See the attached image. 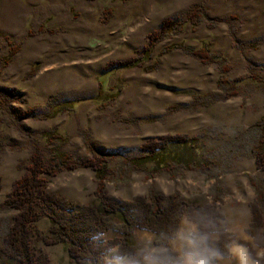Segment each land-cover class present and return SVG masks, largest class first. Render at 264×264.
<instances>
[{
    "label": "rangeland",
    "instance_id": "rangeland-1",
    "mask_svg": "<svg viewBox=\"0 0 264 264\" xmlns=\"http://www.w3.org/2000/svg\"><path fill=\"white\" fill-rule=\"evenodd\" d=\"M199 6L204 10L201 24L188 23L183 33L162 41L145 67L107 71L112 62L138 56L165 19L186 20ZM15 7L26 24L12 29L8 12ZM6 38L20 46L8 66ZM206 41L232 66L226 74L230 82L246 79L237 96L212 103L209 96H225L219 66L203 64L181 48L166 52L182 44L197 49ZM155 63L156 69L148 71ZM252 70L264 77V0H0V136L5 138L0 144V204L31 164L30 139L43 144L41 131L62 133L67 152L85 160L95 153L136 156L149 140L195 135L214 126L230 132L206 149L221 158L213 173L225 194L217 206L227 215L250 208L255 198L250 178L264 182L250 151L255 132L246 134L264 118V88L249 78ZM114 87L120 89L118 97L103 101ZM195 96L208 100L200 103ZM52 98L81 102L74 111L42 119ZM30 108L38 109L37 117L16 120L10 115V110ZM119 166V161L112 163L113 169ZM48 189L80 210L96 200L95 172L91 167L62 172L50 179ZM106 192L117 201L155 192L205 205L213 202L218 188L215 179L193 171H142L131 177L116 175ZM13 217L0 208V236L12 226ZM39 226L49 234V219ZM35 247L52 264H71L65 245L38 241Z\"/></svg>",
    "mask_w": 264,
    "mask_h": 264
},
{
    "label": "trees",
    "instance_id": "trees-1",
    "mask_svg": "<svg viewBox=\"0 0 264 264\" xmlns=\"http://www.w3.org/2000/svg\"><path fill=\"white\" fill-rule=\"evenodd\" d=\"M203 18L204 10L199 6L189 13L186 20L173 17L165 19L162 27L150 34L148 44L138 56L112 62L107 66V71L145 67L153 59L155 49L162 41L183 33L188 23L193 27L199 26ZM44 30L42 28L40 32ZM6 39L9 44V54L5 57L4 65L8 66L19 53L20 46L9 38ZM177 48L199 58L203 64L216 63L219 66L222 76L219 85L225 91V96L220 94L209 96L214 99L211 100L212 103L239 94V86L246 79L230 82L226 78L232 66L224 56L213 53L212 43L206 41L197 49L188 48L183 44L173 45L168 47L166 52ZM156 67L155 63L148 66L147 70L154 71ZM249 78L264 88V77L252 70ZM100 86V92L103 94L104 86L102 84ZM119 91L118 88H111L105 94L103 101L116 99ZM197 100L204 103L203 101L208 98L195 96V101ZM80 102L81 100L55 102L52 98L40 117L54 119L62 113L76 110ZM2 106L3 101L0 103V107ZM10 115L16 120L20 117H37L38 109L30 108L25 112L13 109L10 110ZM253 132L255 136L250 144V151L256 159L257 169L264 172V118L247 130L246 134ZM229 133L224 127L210 126L195 135H166L159 140H149L140 147V152L136 156L95 153L91 159L79 160L67 152V140L62 133L57 130L41 131L39 134L43 144L30 139L31 164L24 176L13 184L8 198L0 204L1 210L14 213L12 226L0 236V264H52L43 254L36 252L35 243L38 241H43L47 245L67 246L70 263L83 264L80 258L91 254L88 237L95 228L104 227L111 222H119L128 231L142 223L164 227L171 223L181 210L212 205L218 208L217 203L220 202L225 191L219 190L221 183L219 175L213 172L215 167L220 165L221 158L217 154L213 156L212 152L208 153L206 149L212 142L223 140ZM3 139L5 140L0 136V144ZM115 161L120 163L117 169L112 168V163ZM151 166L153 168H150ZM86 167H91L95 172L97 190L94 202L84 205L79 210L74 202L49 191L51 178L65 171ZM182 170L206 174L209 178L215 179L218 194L213 197L212 203L205 205L186 203L178 194L164 196L155 192L149 197L139 196L132 201H117L109 197L106 192L107 182L114 181L118 174L126 173L131 177L134 172L149 171L154 175L160 172L175 174ZM250 184L255 192V198L250 203L254 220L264 224V182L250 178ZM44 218L49 219L50 222L49 234L39 226V222Z\"/></svg>",
    "mask_w": 264,
    "mask_h": 264
},
{
    "label": "clouds",
    "instance_id": "clouds-1",
    "mask_svg": "<svg viewBox=\"0 0 264 264\" xmlns=\"http://www.w3.org/2000/svg\"><path fill=\"white\" fill-rule=\"evenodd\" d=\"M88 248L83 264H264V224L251 208L197 207L164 227L108 223L91 231Z\"/></svg>",
    "mask_w": 264,
    "mask_h": 264
},
{
    "label": "crops",
    "instance_id": "crops-1",
    "mask_svg": "<svg viewBox=\"0 0 264 264\" xmlns=\"http://www.w3.org/2000/svg\"><path fill=\"white\" fill-rule=\"evenodd\" d=\"M9 15H11V19H9L8 26H11L10 28H17V26H24L26 23L22 22V10L19 8H16L14 10H11L8 12ZM25 21V20H24ZM11 29V30H12Z\"/></svg>",
    "mask_w": 264,
    "mask_h": 264
}]
</instances>
